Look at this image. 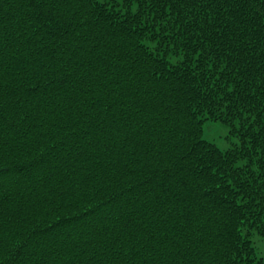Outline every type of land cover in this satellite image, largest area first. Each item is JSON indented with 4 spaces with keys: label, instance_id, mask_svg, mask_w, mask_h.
<instances>
[{
    "label": "trees",
    "instance_id": "trees-1",
    "mask_svg": "<svg viewBox=\"0 0 264 264\" xmlns=\"http://www.w3.org/2000/svg\"><path fill=\"white\" fill-rule=\"evenodd\" d=\"M253 236L264 0H0V264H264Z\"/></svg>",
    "mask_w": 264,
    "mask_h": 264
},
{
    "label": "rangeland",
    "instance_id": "rangeland-1",
    "mask_svg": "<svg viewBox=\"0 0 264 264\" xmlns=\"http://www.w3.org/2000/svg\"><path fill=\"white\" fill-rule=\"evenodd\" d=\"M203 139L213 143L221 150L228 149L233 143H237L235 138H228V130L219 123L206 122L203 127ZM253 243L257 256L264 259V239L253 236Z\"/></svg>",
    "mask_w": 264,
    "mask_h": 264
}]
</instances>
